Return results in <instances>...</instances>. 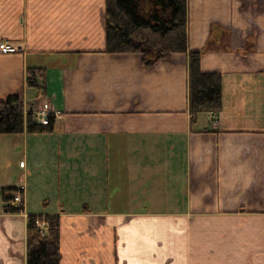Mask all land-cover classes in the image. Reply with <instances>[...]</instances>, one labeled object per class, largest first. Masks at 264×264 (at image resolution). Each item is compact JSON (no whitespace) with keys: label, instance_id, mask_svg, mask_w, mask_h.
Listing matches in <instances>:
<instances>
[{"label":"crops","instance_id":"crops-1","mask_svg":"<svg viewBox=\"0 0 264 264\" xmlns=\"http://www.w3.org/2000/svg\"><path fill=\"white\" fill-rule=\"evenodd\" d=\"M105 9L0 0L16 47L0 51V98L57 112L50 131L0 134V264H26L29 213L61 215V264H264V0H188V48L210 43L201 68L223 90L195 123L187 52L146 68L103 51ZM28 66L46 68L45 95ZM17 191L25 212H6Z\"/></svg>","mask_w":264,"mask_h":264},{"label":"trees","instance_id":"trees-1","mask_svg":"<svg viewBox=\"0 0 264 264\" xmlns=\"http://www.w3.org/2000/svg\"><path fill=\"white\" fill-rule=\"evenodd\" d=\"M106 39L103 51L139 53L146 68L169 58L175 52H187L189 68V112L195 123L202 111H220L223 107L222 73L204 71L201 50L188 48V0H106ZM27 84L38 88V97L47 92L46 68L28 66ZM26 112L23 97L12 93L0 98V134L41 133L53 128L55 115L43 125ZM13 189V188H9ZM6 188L4 189V191ZM5 196L6 212L20 213ZM44 222L45 227L38 225ZM61 215L27 214L26 264H61Z\"/></svg>","mask_w":264,"mask_h":264},{"label":"built area","instance_id":"built-area-1","mask_svg":"<svg viewBox=\"0 0 264 264\" xmlns=\"http://www.w3.org/2000/svg\"><path fill=\"white\" fill-rule=\"evenodd\" d=\"M16 50L15 44L12 41L7 39H3L0 41V51L3 53H9ZM56 115L57 112L54 110L51 103L47 100H43L37 110L34 112V118L36 121L40 122L43 125L50 123L51 115ZM21 165L24 166V161L21 162ZM10 205L13 207H21L22 211L20 213L25 212V202L20 191H17L13 194L12 199L10 200ZM38 225L41 227H45L44 222H38Z\"/></svg>","mask_w":264,"mask_h":264},{"label":"rangeland","instance_id":"rangeland-1","mask_svg":"<svg viewBox=\"0 0 264 264\" xmlns=\"http://www.w3.org/2000/svg\"><path fill=\"white\" fill-rule=\"evenodd\" d=\"M39 103V101L38 100H36V96H35V100L32 102V104H33V106L35 107V106H37V104ZM111 177L113 178L114 177V172L112 171V175H111ZM113 183H114V185H112V189H113V194L115 195L116 194V196H117V191H118V189H119V187H118V184L116 183V182H114L113 181ZM114 186V187H113ZM181 195H182V192H181ZM115 197V196H114Z\"/></svg>","mask_w":264,"mask_h":264}]
</instances>
